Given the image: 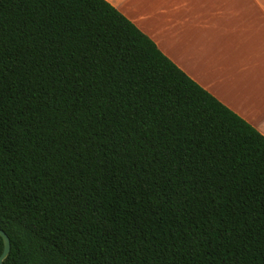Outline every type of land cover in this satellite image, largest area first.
<instances>
[{
	"label": "trees",
	"instance_id": "obj_1",
	"mask_svg": "<svg viewBox=\"0 0 264 264\" xmlns=\"http://www.w3.org/2000/svg\"><path fill=\"white\" fill-rule=\"evenodd\" d=\"M0 229L3 264H264V136L105 0H0Z\"/></svg>",
	"mask_w": 264,
	"mask_h": 264
},
{
	"label": "crops",
	"instance_id": "obj_2",
	"mask_svg": "<svg viewBox=\"0 0 264 264\" xmlns=\"http://www.w3.org/2000/svg\"><path fill=\"white\" fill-rule=\"evenodd\" d=\"M264 136V0H105Z\"/></svg>",
	"mask_w": 264,
	"mask_h": 264
},
{
	"label": "water",
	"instance_id": "obj_3",
	"mask_svg": "<svg viewBox=\"0 0 264 264\" xmlns=\"http://www.w3.org/2000/svg\"><path fill=\"white\" fill-rule=\"evenodd\" d=\"M0 237L3 242V251L0 255V264H3L2 262L9 252L10 242H9V238L7 237V235L1 229H0Z\"/></svg>",
	"mask_w": 264,
	"mask_h": 264
}]
</instances>
